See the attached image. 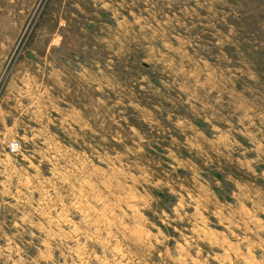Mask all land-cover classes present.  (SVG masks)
Returning a JSON list of instances; mask_svg holds the SVG:
<instances>
[{
	"label": "rangeland",
	"instance_id": "rangeland-1",
	"mask_svg": "<svg viewBox=\"0 0 264 264\" xmlns=\"http://www.w3.org/2000/svg\"><path fill=\"white\" fill-rule=\"evenodd\" d=\"M0 264H264V0H0Z\"/></svg>",
	"mask_w": 264,
	"mask_h": 264
},
{
	"label": "built area",
	"instance_id": "built-area-1",
	"mask_svg": "<svg viewBox=\"0 0 264 264\" xmlns=\"http://www.w3.org/2000/svg\"><path fill=\"white\" fill-rule=\"evenodd\" d=\"M14 146H16V144H15L14 142H11V143L9 144V149L12 150Z\"/></svg>",
	"mask_w": 264,
	"mask_h": 264
}]
</instances>
